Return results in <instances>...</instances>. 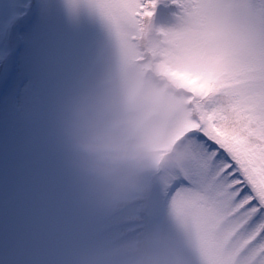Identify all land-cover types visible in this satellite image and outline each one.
<instances>
[{
	"label": "rangeland",
	"instance_id": "374dc122",
	"mask_svg": "<svg viewBox=\"0 0 264 264\" xmlns=\"http://www.w3.org/2000/svg\"><path fill=\"white\" fill-rule=\"evenodd\" d=\"M0 264H264V0H0Z\"/></svg>",
	"mask_w": 264,
	"mask_h": 264
},
{
	"label": "trees",
	"instance_id": "16d2710c",
	"mask_svg": "<svg viewBox=\"0 0 264 264\" xmlns=\"http://www.w3.org/2000/svg\"><path fill=\"white\" fill-rule=\"evenodd\" d=\"M141 1H143V0H141ZM145 16L146 15H143V14L139 15V25H140V27H139V33H138L139 41H140V39H143L144 36H145L144 35L145 34V20H146V17ZM140 48H141V46H140ZM193 101H194V98H192L191 104H193ZM192 108H193V114L195 115V109H194V107H192ZM223 120H224V123L227 126L233 127V129L227 127L226 130L223 132V135L226 137V139H227L228 136L230 137V136H232L234 134L235 135H243V133H241L242 132L241 131V128H243L242 126L244 124V122H243L244 118H240L239 121H234L232 118H228L227 116H224ZM249 141H250V143L258 142L255 139H250Z\"/></svg>",
	"mask_w": 264,
	"mask_h": 264
}]
</instances>
